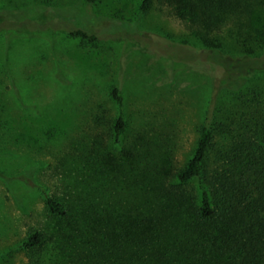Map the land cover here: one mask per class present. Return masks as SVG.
Listing matches in <instances>:
<instances>
[{
	"label": "rangeland",
	"instance_id": "374dc122",
	"mask_svg": "<svg viewBox=\"0 0 264 264\" xmlns=\"http://www.w3.org/2000/svg\"><path fill=\"white\" fill-rule=\"evenodd\" d=\"M257 1L261 6L254 8L249 24L231 30L226 25L201 39L165 0H153L146 13L139 12L141 0L94 5L85 0H0V15L24 20L51 14L106 36L88 44L63 31L0 32V264H28L20 247L30 229L46 233L47 255H58L44 198L68 207L80 203L74 197L75 189L81 191L79 161L91 159V150L99 149L106 163H118L130 176L136 175L137 161L154 165L163 160L165 188L194 202L195 185L176 186L173 174L190 156L198 126L210 112L211 122L231 120V128L215 134L208 174L222 173L230 148L231 163L240 159L244 167L250 144H257L246 130L252 128L251 118L264 116V63L242 79L229 80L219 66L205 70L154 58L137 43L107 36L146 33L198 52L220 53L231 64L245 55L264 62V0ZM117 83L121 108L110 97ZM120 110L126 130L117 138L112 126ZM233 173L231 164V180ZM60 247L68 257L74 252L71 240Z\"/></svg>",
	"mask_w": 264,
	"mask_h": 264
},
{
	"label": "trees",
	"instance_id": "16d2710c",
	"mask_svg": "<svg viewBox=\"0 0 264 264\" xmlns=\"http://www.w3.org/2000/svg\"><path fill=\"white\" fill-rule=\"evenodd\" d=\"M98 1L85 0L88 5ZM152 1L141 0L139 12L146 13ZM165 2L178 19L195 26L194 32L201 39L221 32L226 25L231 30V27L249 24L254 8L261 6L257 0ZM5 30L19 33L63 31L88 44L106 38L51 14L24 20L0 15V32ZM107 38L137 43L142 52L154 58L164 57L183 65L195 64L205 70L209 66H219L229 80L242 79L264 63L256 56L245 55L231 64L220 53L198 52L187 44L146 33L116 32ZM211 48L209 50L217 49ZM110 97L122 107L118 83L112 87ZM211 115L206 113L198 126L194 149L183 167L173 174L176 186L195 185L194 202L191 196L165 188L167 165L163 160L159 159L154 165L137 161L136 175L132 178L118 163H106L109 160L96 153L99 149L91 150V159L95 160L79 161L82 169L77 184L81 191L75 189L74 197L80 203L68 207L50 197L44 198L45 210L54 221L49 236L53 234L59 241L54 248L58 255H47L50 239H46V233L30 229L20 247L27 263L264 264V116L251 118V130H246L248 126L242 129L257 138V144H250L251 153L244 167L240 159L231 163L230 148L222 173L208 174V155L215 134L219 128H231V120L218 124L211 122ZM228 117L231 118V114ZM125 130L126 122L120 110L112 131L118 138ZM218 177H223L222 181ZM217 181L220 184L216 185ZM68 240L74 245L69 257L60 247Z\"/></svg>",
	"mask_w": 264,
	"mask_h": 264
}]
</instances>
